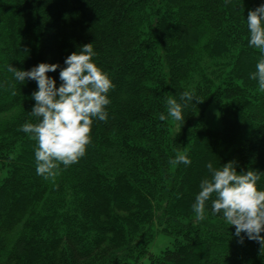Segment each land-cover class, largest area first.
Wrapping results in <instances>:
<instances>
[{
    "label": "trees",
    "instance_id": "16d2710c",
    "mask_svg": "<svg viewBox=\"0 0 264 264\" xmlns=\"http://www.w3.org/2000/svg\"><path fill=\"white\" fill-rule=\"evenodd\" d=\"M264 0H0V264H264V247L220 215L192 210L206 165L234 162L264 190V91L250 79L247 13ZM92 43L114 87L106 122L94 120L78 163L54 180L35 171L28 71ZM59 70L47 73L59 87ZM183 122L167 117L180 102ZM15 91V95L12 92ZM220 127L205 125L209 105ZM186 154L190 165L170 160ZM214 199V197H213ZM159 235L169 245L153 254ZM264 236V233H261ZM242 241V242H241Z\"/></svg>",
    "mask_w": 264,
    "mask_h": 264
},
{
    "label": "clouds",
    "instance_id": "9594fccd",
    "mask_svg": "<svg viewBox=\"0 0 264 264\" xmlns=\"http://www.w3.org/2000/svg\"><path fill=\"white\" fill-rule=\"evenodd\" d=\"M248 47L260 52V59L250 79L258 82L264 91V4L247 13ZM96 53L92 43L83 45L79 53L73 52L59 64L39 63L28 71L7 66L16 81L36 82L37 90L32 93L35 101L31 116L36 122L24 123L19 131L35 142L34 159L37 175L45 180H54L61 171L79 162L86 155L91 143V126L94 120L106 122V107L110 104L108 93L114 87L110 78L94 62ZM59 70V87L56 81L46 75ZM15 91L12 95H15ZM195 100L194 90H186L180 102L173 97L166 100L167 117L183 122V108ZM172 165H190L186 154H178L170 160ZM209 176L201 180L192 210L197 221L206 218V204L211 200L212 215L222 214L224 221L235 228V235L247 236L264 247V190L257 187L260 175L249 170L238 174L234 162L220 168L211 163L206 165ZM214 197V199H213ZM242 242V241H241Z\"/></svg>",
    "mask_w": 264,
    "mask_h": 264
},
{
    "label": "rangeland",
    "instance_id": "374dc122",
    "mask_svg": "<svg viewBox=\"0 0 264 264\" xmlns=\"http://www.w3.org/2000/svg\"><path fill=\"white\" fill-rule=\"evenodd\" d=\"M205 125L212 129H218L220 127V118L217 108L214 104L209 105L205 115ZM4 171L0 170V178L3 177ZM171 238L166 235H159L156 240L150 245V251L153 254L159 253L165 246L169 245Z\"/></svg>",
    "mask_w": 264,
    "mask_h": 264
}]
</instances>
